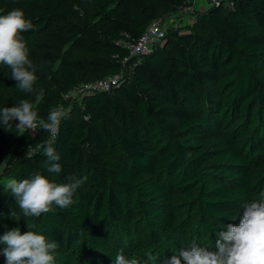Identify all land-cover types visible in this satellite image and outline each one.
Listing matches in <instances>:
<instances>
[{
  "label": "trees",
  "instance_id": "obj_1",
  "mask_svg": "<svg viewBox=\"0 0 264 264\" xmlns=\"http://www.w3.org/2000/svg\"><path fill=\"white\" fill-rule=\"evenodd\" d=\"M192 2L0 0V15L20 8L34 26L22 35L39 83L33 93H22L11 79V70L0 65V110L28 99L34 102L38 118L46 120L50 107L63 105L64 95L77 84L120 71L121 59L128 53L123 40L138 38L160 15ZM177 42L176 52L171 53L167 47ZM133 61V69L115 88L83 97L76 111L65 109L68 115L53 141L62 165L60 174L47 171V158L37 148L45 138L34 139L31 131L17 132L18 121L11 131L0 125V165L16 146L24 179L40 172L50 181L66 183L65 177L76 178L77 171L87 166L96 181L89 189L78 187L75 203L67 209L54 205L38 218L21 212L22 217L9 222L0 235L14 227L24 234L29 231L27 223L35 224L30 230L57 242L55 264H74L73 254L83 261L86 251L105 260L97 251L108 249L111 233L131 239L133 218H149L161 241L182 240L187 218L173 209L172 201L176 192L199 182L197 170L206 161L209 127L219 126L236 111L244 115L243 126L258 133L264 128V76H256L264 67V0L210 5L201 15V24L185 32L172 29L165 46ZM111 133L117 135L126 155L118 170L103 165ZM30 145L37 151L27 158ZM258 153L256 149L247 158L227 143V156L246 169L235 171L229 186H211L193 201L191 210L199 213L205 230L216 233L232 223L228 207L246 189L247 163ZM0 264H5L3 246Z\"/></svg>",
  "mask_w": 264,
  "mask_h": 264
},
{
  "label": "clouds",
  "instance_id": "obj_2",
  "mask_svg": "<svg viewBox=\"0 0 264 264\" xmlns=\"http://www.w3.org/2000/svg\"><path fill=\"white\" fill-rule=\"evenodd\" d=\"M31 21L25 19L21 9H13L0 15V65L11 70V79L15 80L16 89L22 93L34 92L37 80V68L29 59V48L22 33L33 29ZM41 97L36 96V102ZM68 115L63 106L50 107L47 119L38 118L34 102L20 99L11 107L0 110V125L11 131L13 122L17 132L35 133L37 128L51 134L53 140L46 141L42 152L47 158L45 167L49 173L60 174L62 165L53 147V141L58 135L61 121ZM30 145L26 157L31 158L35 152ZM66 183L50 181L40 172L21 181L8 179L4 190L15 198L25 217H40L52 211L53 206L67 209L75 203L73 196L77 188L87 177L76 179L65 177ZM243 218L238 226L228 224L216 234L214 249L202 246L192 240L183 247L179 254L173 255L167 264H264V191L258 198L243 207ZM10 215L15 213L10 212ZM29 231L21 234L19 227L6 230L0 235V246H3L5 264H55L57 242L30 229L35 224L27 223ZM114 264H140L136 258H126L122 253L115 258Z\"/></svg>",
  "mask_w": 264,
  "mask_h": 264
},
{
  "label": "rangeland",
  "instance_id": "obj_3",
  "mask_svg": "<svg viewBox=\"0 0 264 264\" xmlns=\"http://www.w3.org/2000/svg\"><path fill=\"white\" fill-rule=\"evenodd\" d=\"M210 6L209 0H193L191 4H186L177 12L169 15H160L156 20L159 21L168 32L172 29L185 32L193 29L197 24H201V15ZM20 9V8H19ZM207 30L208 26L203 25ZM167 40L163 44L165 46ZM173 43L167 49L175 53L178 48ZM128 70V69H127ZM125 71L127 73L128 71ZM127 76V75H126ZM257 77L264 76V67L259 68L256 73ZM81 83L77 84L64 95V109L76 111L82 104L80 92ZM39 87L36 80L33 86ZM245 122L244 115L232 111L230 116L224 118L219 126H211L208 129L209 138L205 144L204 156L206 161L198 168L197 172L201 178L197 185L185 192H176L173 197L172 206L178 214H184L187 218V229L181 231V241L168 239L161 241L155 232V226L149 218L140 217L131 221L129 226V235L131 239L123 240L118 233H111L109 246L107 250L97 251L105 260L93 257V253L86 251L84 260L73 254L74 264H114L118 254H123L126 258H136L140 264H167V261L173 255H178L179 251L186 247L192 240H196L202 246L214 249L216 233H211L204 229L201 224L199 213L196 209L191 210L193 201L199 196L202 190H207L211 186H229L230 181L234 179L235 171H242L239 163L227 156V143L231 144L239 153L247 158L253 156L254 150L259 153L250 159L247 163L248 181L245 190L240 192L235 202L228 207L232 211V223L238 226L243 218V207L250 203L251 198L264 191V128L258 133L256 129L243 126ZM34 139L45 138L40 141L37 148L42 149L46 141L53 140L50 133L37 128L33 133ZM111 145L108 156L104 159V166L110 170L120 168L122 158H125V152L118 142L117 135L110 134ZM32 148L35 150L34 146ZM20 149L16 146L11 147L5 160L0 165V230L8 225L11 221H17L22 217L21 209L9 198L4 191V184L8 179H16L18 182L24 179V167L20 164ZM95 172L90 167L83 166L77 171L76 179L87 180L79 186L81 189H89L95 186ZM10 212L15 215H10ZM191 212V213H190ZM185 226V225H184ZM226 225L221 227L224 229ZM50 241V240H49ZM79 241V240H78ZM80 242V241H79ZM179 242V243H178ZM163 257V261L158 259ZM167 260V261H166Z\"/></svg>",
  "mask_w": 264,
  "mask_h": 264
},
{
  "label": "built area",
  "instance_id": "obj_4",
  "mask_svg": "<svg viewBox=\"0 0 264 264\" xmlns=\"http://www.w3.org/2000/svg\"><path fill=\"white\" fill-rule=\"evenodd\" d=\"M209 2L210 5H229L232 3V0H209ZM167 34V29L155 19L138 38L123 40L122 44L128 53L121 59L122 67L120 71L104 78L81 83L80 92L82 98L96 92L112 90L119 85L125 71L127 69L130 71L133 69L136 63L133 61V58L149 53L158 47H162L167 40Z\"/></svg>",
  "mask_w": 264,
  "mask_h": 264
}]
</instances>
